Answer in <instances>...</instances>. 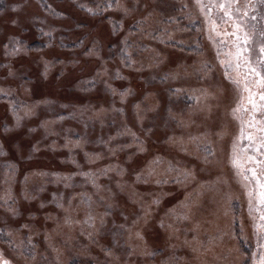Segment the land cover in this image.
I'll return each instance as SVG.
<instances>
[{
    "label": "rangeland",
    "instance_id": "1",
    "mask_svg": "<svg viewBox=\"0 0 264 264\" xmlns=\"http://www.w3.org/2000/svg\"><path fill=\"white\" fill-rule=\"evenodd\" d=\"M257 5L0 0V257L264 264V120L225 66L247 31L264 60Z\"/></svg>",
    "mask_w": 264,
    "mask_h": 264
},
{
    "label": "snow or ice",
    "instance_id": "2",
    "mask_svg": "<svg viewBox=\"0 0 264 264\" xmlns=\"http://www.w3.org/2000/svg\"><path fill=\"white\" fill-rule=\"evenodd\" d=\"M197 3L201 5V10L203 11L204 8H207L209 12L212 11L213 8H218L223 10V15L227 17L229 20H232L234 10L236 13L239 12V8H235L234 6L238 3V0H207V3H204L203 0H197ZM247 15V13H245ZM234 27L237 31H242L240 23L234 21ZM213 31H215V26L213 27ZM217 35H220L217 32ZM230 35L235 36L236 32L230 33ZM240 43L236 44L235 47L237 49L235 53V62L229 60L228 63L225 65L228 69H239L242 64L246 67V72L244 74V87L243 91L248 93V103L252 105L253 116L252 119L255 120V112L260 111L261 116L264 117V103L257 104L255 101V97L258 96L260 101H264V60L253 61L250 56H247L245 53L247 51V45L249 43L248 34L245 32L243 36L236 37ZM241 45H245V47H241ZM260 52L264 55V47L260 48ZM223 63V62H222ZM226 75H228L226 73ZM230 78V76H229ZM234 84H239L237 80H231ZM253 89H257V91H253ZM243 99V97H242ZM236 111H246L242 106H238L234 109ZM264 122V121H262ZM252 126V125H249ZM243 132V129L241 130ZM264 131V129H261ZM247 139L251 140V136L247 137ZM261 148H264V138H261ZM259 151V149H257ZM264 155V153H261ZM258 167H260L261 174L264 175V160H256L255 157H250ZM234 166H239L237 161H233ZM249 171L252 172L253 178H256V171L255 169H250ZM246 180L249 179L248 176L244 177ZM259 183V181L257 180ZM261 188H264V183L260 184ZM261 203H264V192H261ZM251 208V202H250ZM260 219L264 220V214L261 215ZM0 264H9L7 260H3L0 257Z\"/></svg>",
    "mask_w": 264,
    "mask_h": 264
},
{
    "label": "flooded vegetation",
    "instance_id": "3",
    "mask_svg": "<svg viewBox=\"0 0 264 264\" xmlns=\"http://www.w3.org/2000/svg\"><path fill=\"white\" fill-rule=\"evenodd\" d=\"M257 8H259V9H257ZM257 9V12L255 13V11L254 10H256ZM259 13H260V15H259ZM263 16H264V13H263V11H262V9L257 5L256 7H254L253 6V8H252V11H251V19H252V21H254L255 23H256V26H254L255 28H256V30H257V34L259 35V37H257L256 36V38L258 39V41H259V43L261 42V40L262 39H264V33L262 32V30H264V19H263ZM239 23V22H238ZM254 24V23H253ZM244 29V28H243ZM251 32V34H253L254 32H253V30H250ZM242 32V31H241ZM246 33H248L249 34V31H247ZM250 36V35H249ZM251 37V36H250ZM257 39H254L251 43H253L252 44V48H254V52L256 53L257 52V50H258V48H259V44H258V41H257ZM259 51V50H258ZM262 103H264V101H261ZM262 120H264V117H262ZM242 126V125H241ZM263 129H264V126H263ZM261 138H264V136L263 135H261L260 134V139H259V143H260V140H261ZM260 145H261V143H260ZM258 147V146H257ZM260 149H259V151H254V152H256V153H254V154H258L257 152H260V150H261V152L262 153H264V148H261V147H259ZM256 156V155H255ZM263 178H264V175H263ZM254 179V181H255V178H253ZM263 211H264V206H263ZM262 224L264 225V220H262Z\"/></svg>",
    "mask_w": 264,
    "mask_h": 264
},
{
    "label": "bare ground",
    "instance_id": "4",
    "mask_svg": "<svg viewBox=\"0 0 264 264\" xmlns=\"http://www.w3.org/2000/svg\"><path fill=\"white\" fill-rule=\"evenodd\" d=\"M128 3H129V2H125V6H126V7L129 6ZM33 6H34V5H33ZM35 15H36V16H41V14H39L38 12H36ZM46 23H47V26H48V27H51V26L53 25V22H52V21H49V20H47ZM46 58H47V57H46ZM48 65H51L50 61H49V60H45V61H43V64H41V68L45 69L46 66H48ZM30 100H33V99L31 98ZM34 102H35V101H34ZM30 105H31V104H30ZM30 107H32V106H30ZM55 129L58 130L59 127L56 126ZM139 241H140V240H139Z\"/></svg>",
    "mask_w": 264,
    "mask_h": 264
},
{
    "label": "trees",
    "instance_id": "5",
    "mask_svg": "<svg viewBox=\"0 0 264 264\" xmlns=\"http://www.w3.org/2000/svg\"><path fill=\"white\" fill-rule=\"evenodd\" d=\"M254 7H256V6H254ZM257 9H259V8H257ZM257 9L256 10H254L255 11V13L257 12ZM251 11H252V9H251ZM259 15H260V13H259ZM238 15H235V17H237ZM249 21H251L252 22V24L254 25V26H256V23L254 22V21H252V19L251 18H249ZM240 25H242L241 23H240ZM254 26H252V30H253V32L255 33L257 30H256V28L254 27ZM244 29H247V28H244ZM262 32L264 33V30H262ZM263 40V41H262ZM261 40V42L259 43V48H258V50L260 51V48L261 47H264V39H262Z\"/></svg>",
    "mask_w": 264,
    "mask_h": 264
}]
</instances>
